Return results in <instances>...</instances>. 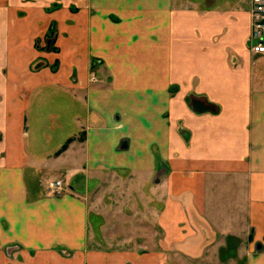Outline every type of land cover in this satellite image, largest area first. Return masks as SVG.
Returning <instances> with one entry per match:
<instances>
[{"label": "rangeland", "instance_id": "rangeland-1", "mask_svg": "<svg viewBox=\"0 0 264 264\" xmlns=\"http://www.w3.org/2000/svg\"><path fill=\"white\" fill-rule=\"evenodd\" d=\"M57 1L18 0L17 33L26 45L12 60L22 76L19 82L29 84L26 142L49 156L36 168L41 184L51 182V195L78 199L83 214L69 244L61 242L57 252L51 247L45 256L32 253L29 258V249L6 246L0 249V264H251L264 255V246L256 252L245 222L233 216L234 186L228 183L233 168L219 166L222 159H233V152H220L214 144L208 151L188 149L179 105L173 116L184 140L181 150L159 151L148 137L144 155L135 157V166H126L128 152L117 146L122 138L134 141L128 133H114L122 128L123 110L97 99L109 91L113 73L97 61L82 69L72 57L58 55L60 47L52 38L59 29L49 20ZM175 8L179 24L187 18L199 20L194 23L197 48L225 52L226 79L257 81L261 85L251 89V97H264V53L254 54L247 40L249 0H177ZM63 43L62 48L72 44L67 39ZM243 65H248L245 71L240 70ZM9 69L6 75L13 77ZM93 87L102 91L92 95ZM177 91L171 86L170 96ZM184 98L195 115L219 114L220 106L208 96ZM106 131H113L115 143L109 164L96 161L97 154H104L93 146L96 134ZM71 144L77 147L61 161L59 155ZM138 159L145 166H138ZM55 181L61 182L60 189L53 187Z\"/></svg>", "mask_w": 264, "mask_h": 264}, {"label": "crops", "instance_id": "crops-1", "mask_svg": "<svg viewBox=\"0 0 264 264\" xmlns=\"http://www.w3.org/2000/svg\"><path fill=\"white\" fill-rule=\"evenodd\" d=\"M17 2L0 0V58L4 59V64L0 63V249L23 247L29 249L31 258L32 253L45 256L44 251L51 247L57 252L61 242L69 244L68 238L80 226L83 205L73 196L51 195V182L43 186L36 173L40 162L49 156L26 142L29 84L19 82L22 76L12 60L26 45L17 33ZM57 2L49 20L59 29L55 37L58 55L72 57L74 65L82 69L97 61L113 73L109 91L93 87L92 95L101 92L97 99L123 110L122 128L114 133H128L134 141L131 144L122 138L117 146L128 152L126 166H135V157L144 155L148 137L159 151L181 150L184 140L176 129L178 117L173 116L179 105L185 127L181 136L189 142L188 149L208 151L214 144L220 152H233V159L219 161L221 168H233V178L228 181L234 186L233 216L253 233L256 252L259 247L263 250L264 97L252 98L250 94L261 84L226 79L230 73L225 52L197 48L194 23L199 20L182 18L185 20L179 24L177 0ZM250 8L251 0L246 16L248 33ZM66 39L72 42L70 48H62ZM245 66H239L240 70L245 71ZM7 67L13 77L6 75ZM171 86L178 88L174 97L169 94ZM187 94L208 96L220 106L219 114L195 115L183 102ZM114 133L96 134L94 150L104 154H97V162L113 163ZM76 147L71 144L59 155L61 161ZM77 159L81 165L79 155ZM144 161L138 159V166H145ZM251 264H264V255Z\"/></svg>", "mask_w": 264, "mask_h": 264}, {"label": "built area", "instance_id": "built-area-1", "mask_svg": "<svg viewBox=\"0 0 264 264\" xmlns=\"http://www.w3.org/2000/svg\"><path fill=\"white\" fill-rule=\"evenodd\" d=\"M247 40L254 54L264 53V0H251L250 32ZM53 185L54 188H61L60 181H55Z\"/></svg>", "mask_w": 264, "mask_h": 264}, {"label": "trees", "instance_id": "trees-1", "mask_svg": "<svg viewBox=\"0 0 264 264\" xmlns=\"http://www.w3.org/2000/svg\"><path fill=\"white\" fill-rule=\"evenodd\" d=\"M54 38H55V37L52 38V41H54ZM190 98H191V99H190ZM192 98H193V96H192V97H188L187 101H188L189 103H191ZM63 146H64V145H63Z\"/></svg>", "mask_w": 264, "mask_h": 264}]
</instances>
